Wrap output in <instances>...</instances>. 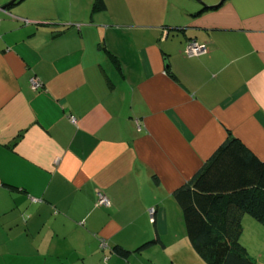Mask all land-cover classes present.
Returning a JSON list of instances; mask_svg holds the SVG:
<instances>
[{
	"label": "crops",
	"instance_id": "1",
	"mask_svg": "<svg viewBox=\"0 0 264 264\" xmlns=\"http://www.w3.org/2000/svg\"><path fill=\"white\" fill-rule=\"evenodd\" d=\"M51 1L0 14V264H103L98 238L128 264H204L172 193L228 134L264 161V0ZM242 225L264 264V228Z\"/></svg>",
	"mask_w": 264,
	"mask_h": 264
},
{
	"label": "trees",
	"instance_id": "2",
	"mask_svg": "<svg viewBox=\"0 0 264 264\" xmlns=\"http://www.w3.org/2000/svg\"><path fill=\"white\" fill-rule=\"evenodd\" d=\"M21 1L17 0L14 6ZM104 9L105 0H94L91 13L93 15ZM206 10L208 8L201 7L194 16ZM191 40L194 39L187 40L186 44ZM111 60L119 69L117 59L112 56ZM171 78L177 81L172 73ZM34 79L39 84L34 91L44 92L43 84ZM153 181L157 184L158 180L153 177ZM172 199L181 216L188 249L204 264H256L248 256L241 240L242 224L244 219L249 218L264 228V161L239 139L228 134L201 168L174 190ZM155 212V208L149 210L152 226L156 229ZM97 242L103 264H110L112 256L116 261L128 264L129 249L119 244L110 246L103 238H98Z\"/></svg>",
	"mask_w": 264,
	"mask_h": 264
},
{
	"label": "built area",
	"instance_id": "3",
	"mask_svg": "<svg viewBox=\"0 0 264 264\" xmlns=\"http://www.w3.org/2000/svg\"><path fill=\"white\" fill-rule=\"evenodd\" d=\"M206 50H207V47L205 45L198 44V43H196L195 40H191L185 45L184 56H186L188 58L199 56V55L203 54ZM29 83H30L31 89H33V90H35L39 86L38 82L34 78L30 79ZM70 122L75 123V120L73 118H71ZM97 205L101 206V207L102 206L103 207H109L110 202H109L108 198H106L103 194L99 193Z\"/></svg>",
	"mask_w": 264,
	"mask_h": 264
},
{
	"label": "water",
	"instance_id": "4",
	"mask_svg": "<svg viewBox=\"0 0 264 264\" xmlns=\"http://www.w3.org/2000/svg\"><path fill=\"white\" fill-rule=\"evenodd\" d=\"M200 6L204 7V8H211L212 6H208L206 3H204L201 0H195ZM17 2V0H10L9 2H7L6 4L0 6V13H4L7 14V10L9 7L13 6L15 3ZM223 2V0H220L218 5L219 6L221 3Z\"/></svg>",
	"mask_w": 264,
	"mask_h": 264
},
{
	"label": "rangeland",
	"instance_id": "5",
	"mask_svg": "<svg viewBox=\"0 0 264 264\" xmlns=\"http://www.w3.org/2000/svg\"><path fill=\"white\" fill-rule=\"evenodd\" d=\"M47 1V0H46ZM48 1H51V0H48ZM195 1V0H194ZM54 5V9L57 11L58 9V5L59 3H61L59 0H52L51 1ZM84 2L86 3V6H90L89 8V13H91V10H92V6H93V3H94V0H84ZM196 2V1H195ZM77 8H79L77 6ZM168 11L167 12H171V11H174L175 9H172V7L168 6ZM1 14V13H0ZM3 14V13H2ZM92 14V13H91ZM93 15H97V13L93 14Z\"/></svg>",
	"mask_w": 264,
	"mask_h": 264
}]
</instances>
